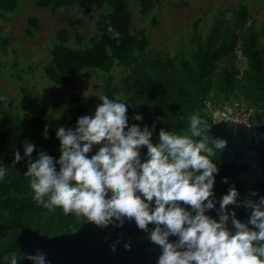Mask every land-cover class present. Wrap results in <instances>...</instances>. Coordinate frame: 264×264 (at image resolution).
I'll list each match as a JSON object with an SVG mask.
<instances>
[{"label": "trees", "instance_id": "1", "mask_svg": "<svg viewBox=\"0 0 264 264\" xmlns=\"http://www.w3.org/2000/svg\"><path fill=\"white\" fill-rule=\"evenodd\" d=\"M133 2L137 3L142 18L152 10L154 3H165L162 0H34L35 6L48 7L52 13L74 5L86 14L95 8L102 12L95 20L96 31L88 39L76 29L80 19L71 15L65 17L74 28V38L71 39L66 27L56 32L50 56L42 67L54 83L69 87L61 101L58 98L51 102L46 94L26 86L21 88L28 98L29 113L0 99V168L6 171L0 179V264H11L12 253L19 258L15 237L23 227L55 234L72 231L87 220L71 213L65 215L60 207L50 211L34 199L31 178L25 176L28 157L24 155V141L27 140L37 146L32 153L33 161L38 159L41 150L58 160L61 153L57 129L60 126L74 129L79 117L94 114L101 101L87 102L73 87L85 68L102 72L103 95L128 103L129 126L137 123L152 130L155 125L153 143L159 142L161 129L190 136L188 117L191 115H199L208 124V134L213 137L210 133L212 121L205 107L208 99L222 105L243 98L246 104L260 108L257 122L264 121V31L248 24L252 13L247 2L238 1L229 16L216 15L205 33L200 31L203 17L198 16L193 24L191 47L173 54L149 51L146 28L132 27ZM185 2L169 3L179 6ZM19 4L20 0H0V17L16 11ZM28 21L27 32L33 34L34 29L40 27L39 18L29 16ZM109 27L119 33V37L109 33ZM9 39L0 35V48L7 46ZM239 53L246 60L245 66L239 63ZM116 66L123 70L120 80L115 82ZM135 114L142 115L143 119L134 121ZM46 125L47 139L44 137ZM101 146L94 145L88 156ZM15 151L20 152L22 159L13 165ZM141 157L147 158L146 148L141 149ZM210 159L219 168L218 153ZM229 187L215 182L217 203ZM237 189L239 198H244L247 190ZM47 199L45 197V201ZM152 227L154 225H149V230Z\"/></svg>", "mask_w": 264, "mask_h": 264}, {"label": "clouds", "instance_id": "2", "mask_svg": "<svg viewBox=\"0 0 264 264\" xmlns=\"http://www.w3.org/2000/svg\"><path fill=\"white\" fill-rule=\"evenodd\" d=\"M108 31L120 35L111 27ZM97 97L101 103L94 114L79 117L74 129H57L58 160L41 150L33 161L37 146L24 141L25 176L31 178L34 199L50 211L60 207L65 215L85 217L102 229L134 221L161 248L157 264H264V196L253 200L250 197L258 192L249 190L240 199L231 185L219 199V219L207 214L216 208L214 185L220 171L210 157L225 149L227 141L211 137L208 124L191 115L190 136L161 129L159 142L153 143L155 125L152 130L137 123L129 126L128 103L103 94ZM142 119L140 114L133 116L134 121ZM44 137L48 138L47 125ZM94 145L102 146L89 157ZM142 148L147 149L146 159ZM13 156V165L22 159L19 151ZM5 174L0 168V179ZM239 208L250 210L247 221L238 218ZM149 225L154 227L149 230ZM119 243L118 239L111 245L113 252ZM124 247L131 250V242ZM46 255L38 251L23 258L49 264ZM11 264H18L15 253Z\"/></svg>", "mask_w": 264, "mask_h": 264}, {"label": "rangeland", "instance_id": "3", "mask_svg": "<svg viewBox=\"0 0 264 264\" xmlns=\"http://www.w3.org/2000/svg\"><path fill=\"white\" fill-rule=\"evenodd\" d=\"M162 5L154 3L152 10L140 17L137 3L133 2V28L145 27L150 38L149 51L178 53L192 45L193 24L202 16L200 31L205 33L218 14L230 15L231 8L238 1L249 4L252 13L248 24L264 31V0H162ZM170 1H186L175 6ZM101 9L84 13L77 5L60 8L52 13L48 7L34 5V0H20L16 11L0 17V35L10 38L7 46L0 48V99L23 113H29L28 98L22 93V86L33 87L48 96L53 102L67 94L69 87L60 86L50 80L43 71V65L49 58L56 32L66 27L71 39L74 28L66 20V15L79 18L76 29L88 39L96 31L95 20ZM29 16L39 18L40 27L33 34L27 32ZM264 38V33H263ZM239 63L246 65L244 56L239 53ZM123 67L116 66L113 80L119 81ZM87 102H98L102 94L103 74L100 70L85 68L73 85ZM244 100L243 98H241ZM61 101V100H60Z\"/></svg>", "mask_w": 264, "mask_h": 264}, {"label": "water", "instance_id": "4", "mask_svg": "<svg viewBox=\"0 0 264 264\" xmlns=\"http://www.w3.org/2000/svg\"><path fill=\"white\" fill-rule=\"evenodd\" d=\"M210 133L213 138L227 141V147L217 151L220 171L216 182L245 188L247 193L257 191L258 196L250 197L253 200L264 196V121L246 124L220 119L212 123ZM218 209L219 203L207 214L219 219ZM249 215V209H237L242 221H247ZM118 239L120 243L113 252L111 245ZM129 241L131 250H126L124 244ZM15 244L20 252L18 264H33L23 256L35 255L38 251L47 254L49 264H157L162 251L134 221H126L122 228L110 225L102 229L85 220L72 231L55 234L26 226L17 233Z\"/></svg>", "mask_w": 264, "mask_h": 264}, {"label": "built area", "instance_id": "5", "mask_svg": "<svg viewBox=\"0 0 264 264\" xmlns=\"http://www.w3.org/2000/svg\"><path fill=\"white\" fill-rule=\"evenodd\" d=\"M205 107L212 123L220 119H229L251 124L257 122L256 117L260 110V108L248 105L242 100L226 101L222 105H216L211 99H208L205 100Z\"/></svg>", "mask_w": 264, "mask_h": 264}]
</instances>
